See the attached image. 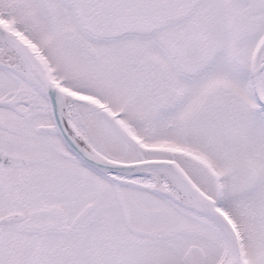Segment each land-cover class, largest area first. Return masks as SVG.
Segmentation results:
<instances>
[{
	"label": "snow or ice",
	"instance_id": "snow-or-ice-1",
	"mask_svg": "<svg viewBox=\"0 0 264 264\" xmlns=\"http://www.w3.org/2000/svg\"><path fill=\"white\" fill-rule=\"evenodd\" d=\"M0 264H264V0H0Z\"/></svg>",
	"mask_w": 264,
	"mask_h": 264
}]
</instances>
